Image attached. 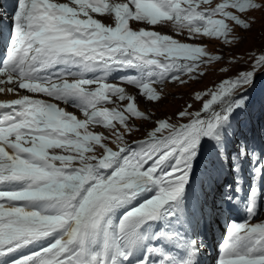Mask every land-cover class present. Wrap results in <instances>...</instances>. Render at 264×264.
<instances>
[{"label":"snow or ice","instance_id":"obj_1","mask_svg":"<svg viewBox=\"0 0 264 264\" xmlns=\"http://www.w3.org/2000/svg\"><path fill=\"white\" fill-rule=\"evenodd\" d=\"M261 9L264 0H15L10 21L0 17V85H13L7 91L16 96L0 101V264H196L201 242L182 238L173 224L183 219L177 213L194 165L210 186L229 159V117L264 71V54L196 92L197 101L210 99L199 110L179 111L187 122L158 119L131 143L125 133L139 129L130 121L150 116L122 85L159 102L156 85L195 80L206 74L202 68L224 60L186 41L234 45L243 39L235 29L250 30L247 15ZM130 22L143 27L134 30ZM165 27L174 34L156 30ZM185 33V41L175 38ZM123 70L136 74L110 82ZM96 126L111 136L90 130ZM204 138L212 144L207 150ZM237 148L234 171L245 158L253 165L248 219L227 224L217 264H264V221L251 222L264 199L256 183L264 159L243 141ZM231 187L225 186L222 206L234 199Z\"/></svg>","mask_w":264,"mask_h":264},{"label":"rangeland","instance_id":"obj_2","mask_svg":"<svg viewBox=\"0 0 264 264\" xmlns=\"http://www.w3.org/2000/svg\"><path fill=\"white\" fill-rule=\"evenodd\" d=\"M60 1L64 2L66 0H59V2ZM94 15H96V18L101 19L106 23H112L113 21V17H109L108 15ZM246 19L251 24V28L250 30H243L237 27L234 34L243 37V39L234 45H224L222 41L212 38L198 37L195 41H186L200 43L208 47L209 51L213 54L222 55L224 60L221 63L213 64L211 67L202 68L206 74L202 77L198 76L195 80L189 79L188 76H183L182 79L185 81L184 83L169 80L164 84L156 85L157 90L162 95V99L159 102H146L142 96L137 95V89L128 85H123L125 88L127 87L126 89L129 94L137 96V103L140 110L145 111L146 115L150 116L149 121H142L140 119L130 121L132 126L139 129V131L135 134L125 133V138L129 143L133 140L143 138L145 133L155 126L154 122L158 119L167 118L172 123L187 122V118L181 119L178 116V112L187 108L188 105H192V107L188 109L189 111L199 110L202 107L203 100L210 99L209 96H202V99L197 101L194 98V94L196 92L204 93L209 89L214 88L223 79L232 77L237 70H245L250 67L254 63V60L251 58L264 54V9L250 12ZM130 26L134 30H138L140 27H143V25L133 22H130ZM156 30L166 34H174V30L168 27L157 28ZM186 36L187 34L185 33L184 35L176 36L175 38L185 41ZM222 69L230 70L225 72L222 71ZM259 73L260 72H258L256 76ZM249 89L250 88H248V90ZM124 103L126 104L127 102ZM114 106V104L111 105V107ZM70 111L75 112L79 118H83L78 110L71 108ZM117 128L121 132L124 131L123 127L120 125H117ZM90 130L102 132L107 136H111V130L105 129L102 126L90 128ZM110 146L115 148L114 144L110 143ZM259 219V221L257 220L255 222L258 223L264 221V213Z\"/></svg>","mask_w":264,"mask_h":264},{"label":"bare ground","instance_id":"obj_3","mask_svg":"<svg viewBox=\"0 0 264 264\" xmlns=\"http://www.w3.org/2000/svg\"><path fill=\"white\" fill-rule=\"evenodd\" d=\"M60 2H63V1H60ZM64 2H67V0L66 1H64ZM1 78H3V77H0V79ZM168 82V81H167ZM164 83H166V82H164ZM163 83V84H164ZM0 87H4V89H5V91L3 92V93H0V100H7V99H12V98H16V96L14 95V93H12V92H8L7 91V89L9 88V87H14L13 85H11V84H4V85H1ZM127 88V87H126ZM23 94V93H22ZM256 223V222H255Z\"/></svg>","mask_w":264,"mask_h":264}]
</instances>
